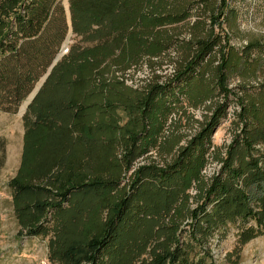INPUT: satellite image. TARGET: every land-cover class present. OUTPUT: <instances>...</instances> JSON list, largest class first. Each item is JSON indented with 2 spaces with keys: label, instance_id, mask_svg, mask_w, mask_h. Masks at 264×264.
<instances>
[{
  "label": "trees",
  "instance_id": "trees-1",
  "mask_svg": "<svg viewBox=\"0 0 264 264\" xmlns=\"http://www.w3.org/2000/svg\"><path fill=\"white\" fill-rule=\"evenodd\" d=\"M67 2L69 20L58 0H0V110L57 58L21 114L18 235L50 264H215L230 229L235 256L264 237V39L222 40L226 0ZM188 108L206 111L185 135Z\"/></svg>",
  "mask_w": 264,
  "mask_h": 264
},
{
  "label": "rangeland",
  "instance_id": "rangeland-1",
  "mask_svg": "<svg viewBox=\"0 0 264 264\" xmlns=\"http://www.w3.org/2000/svg\"><path fill=\"white\" fill-rule=\"evenodd\" d=\"M58 2L65 10L68 2L66 4L63 0ZM226 5L228 11L236 10V19L229 20L231 24L225 20L221 22L218 32L223 36L222 40L237 48L247 38L264 39V0H226ZM71 37L70 33L66 44L61 45V53L66 50ZM172 66V64L163 65L161 73L171 72ZM128 73L126 80L128 84H138V81L146 76L145 70L130 69ZM236 83L237 79H232L229 86L234 88ZM232 108L231 104L228 110L231 111ZM205 111L204 108H188L186 113L188 120L185 115L183 116L184 123L187 122V124L182 126L181 132L185 135L190 134L194 127V121L190 120L202 119ZM230 128L229 119L219 123L212 134L213 144L220 147L225 145L231 136ZM22 133L23 126L18 109L14 112L0 110V264H50L46 260L47 240L39 237H20L19 228L12 213L7 181L15 173L19 163ZM146 156L140 160V163L148 159L160 160L154 151L148 152ZM214 166V163L207 165L205 171H211ZM233 233L234 231L230 229L218 248H212L215 264H264V237H257L247 242L237 250L238 254L235 256Z\"/></svg>",
  "mask_w": 264,
  "mask_h": 264
},
{
  "label": "water",
  "instance_id": "water-1",
  "mask_svg": "<svg viewBox=\"0 0 264 264\" xmlns=\"http://www.w3.org/2000/svg\"><path fill=\"white\" fill-rule=\"evenodd\" d=\"M64 4L67 3V0H63ZM66 9V18L69 20V14H68V11H67V5L65 7ZM71 33V28L68 27V30H67V33H66V36H65V39H64V43L66 44L67 42V39H68V36L69 34ZM56 57L54 58V60L52 61V63L49 65L46 73L40 78L39 82L33 87V89L30 91V93L25 97V99L22 101L21 105L19 106L18 108V114H22L25 107L28 105V103L31 101V99L34 97V95L36 94L38 88L40 87V84L42 83V81L44 80V78L46 77V75L48 74V71L50 70V68L52 67L53 63L56 61Z\"/></svg>",
  "mask_w": 264,
  "mask_h": 264
}]
</instances>
